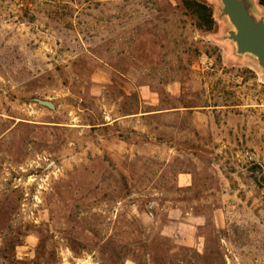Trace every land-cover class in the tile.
Instances as JSON below:
<instances>
[{
    "label": "rangeland",
    "instance_id": "1",
    "mask_svg": "<svg viewBox=\"0 0 264 264\" xmlns=\"http://www.w3.org/2000/svg\"><path fill=\"white\" fill-rule=\"evenodd\" d=\"M184 1L0 0V264H264V69Z\"/></svg>",
    "mask_w": 264,
    "mask_h": 264
},
{
    "label": "water",
    "instance_id": "2",
    "mask_svg": "<svg viewBox=\"0 0 264 264\" xmlns=\"http://www.w3.org/2000/svg\"><path fill=\"white\" fill-rule=\"evenodd\" d=\"M223 13L230 18L236 31L230 39L236 42L240 53L251 54L258 58L259 65L264 69V20L251 15L248 0H221ZM42 106L53 109L55 105L47 100L35 99Z\"/></svg>",
    "mask_w": 264,
    "mask_h": 264
},
{
    "label": "trees",
    "instance_id": "3",
    "mask_svg": "<svg viewBox=\"0 0 264 264\" xmlns=\"http://www.w3.org/2000/svg\"><path fill=\"white\" fill-rule=\"evenodd\" d=\"M259 4L264 7V0H259ZM184 5L196 17L200 28L213 29L215 21L211 7L197 0H185Z\"/></svg>",
    "mask_w": 264,
    "mask_h": 264
},
{
    "label": "crops",
    "instance_id": "4",
    "mask_svg": "<svg viewBox=\"0 0 264 264\" xmlns=\"http://www.w3.org/2000/svg\"><path fill=\"white\" fill-rule=\"evenodd\" d=\"M178 181L181 185L187 186L190 182V179L186 175H181L179 176Z\"/></svg>",
    "mask_w": 264,
    "mask_h": 264
}]
</instances>
